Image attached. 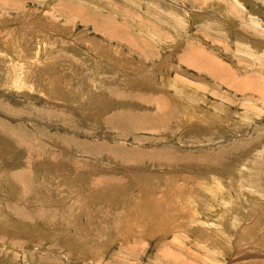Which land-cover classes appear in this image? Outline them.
I'll return each instance as SVG.
<instances>
[{
  "label": "rangeland",
  "instance_id": "obj_1",
  "mask_svg": "<svg viewBox=\"0 0 264 264\" xmlns=\"http://www.w3.org/2000/svg\"><path fill=\"white\" fill-rule=\"evenodd\" d=\"M0 264H264V0H0Z\"/></svg>",
  "mask_w": 264,
  "mask_h": 264
}]
</instances>
